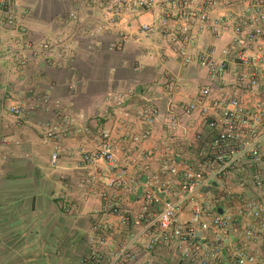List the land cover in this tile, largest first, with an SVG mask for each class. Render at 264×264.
Here are the masks:
<instances>
[{
	"label": "crops",
	"instance_id": "1",
	"mask_svg": "<svg viewBox=\"0 0 264 264\" xmlns=\"http://www.w3.org/2000/svg\"><path fill=\"white\" fill-rule=\"evenodd\" d=\"M14 1L22 12L23 39L58 38L66 49L59 58H36L17 69L8 52L11 32L0 11V264H83L95 221L108 222L107 253L126 241L133 228L102 210L98 194L106 172L100 163L93 189L87 193L78 187L90 172L81 152L96 148L105 132L110 135L115 161L127 169L122 184L110 193L132 220L140 210L142 180L158 176L151 189L168 199L165 165L174 158L181 168L194 166L208 151L212 131L205 121L181 115V127L172 132L162 121L166 109L174 103L181 114L202 85L217 88L218 82L198 62L185 64L158 33L133 28L116 48L115 35L102 28L103 0ZM229 8L235 5L225 2L222 9ZM232 37L231 31L219 36L206 31L191 48L220 58ZM118 94L124 98L121 106L115 102ZM15 102L23 110L18 117L9 112ZM151 105L160 115L149 124L137 112ZM52 125L55 135L47 137ZM145 130L146 139L131 141ZM199 133L203 139L196 138ZM127 186L135 192L128 193ZM188 217L186 207L181 219ZM150 262L189 264L163 246L152 252Z\"/></svg>",
	"mask_w": 264,
	"mask_h": 264
},
{
	"label": "built area",
	"instance_id": "2",
	"mask_svg": "<svg viewBox=\"0 0 264 264\" xmlns=\"http://www.w3.org/2000/svg\"><path fill=\"white\" fill-rule=\"evenodd\" d=\"M225 2L235 8L224 11ZM103 3L102 28L115 35L116 48L122 47L133 28L144 34L158 33L159 41L185 64L196 61L207 68L218 87L202 85L181 107V114L174 103L166 109L162 121L172 132L181 127V115L204 120L212 131L208 151L194 166L185 164L181 168L174 158L165 165L169 177L163 185L170 195L168 199L151 189L152 183L160 181L158 176L142 180V202L132 220L110 193L127 174V169L115 161L110 135L105 132L96 148L81 152L80 160L90 172L78 187L87 193L93 189L99 177L96 165L100 163L106 172L104 187L98 194L104 201L102 210L133 228L126 241L107 253L108 222L95 221L87 236L83 264H151L152 252L161 246L189 264H264V0ZM0 11L11 32L8 52L17 69L33 59L59 58L64 53L62 39L34 42L22 38V12L14 0H0ZM146 14L149 17L143 19ZM70 15L76 19L74 11ZM206 31L217 36L226 31L233 33L229 45L222 49L223 57L191 48ZM123 100L118 94L116 105L121 106ZM22 111L16 102L9 106V112L17 117ZM137 115L152 124L160 112L151 105ZM55 128H47L46 136L53 137ZM148 136L149 130H145L130 138L137 143ZM196 138L203 139L200 133ZM57 155L52 154L53 162ZM126 191L134 193L135 188L127 186ZM186 207L189 217L182 220Z\"/></svg>",
	"mask_w": 264,
	"mask_h": 264
},
{
	"label": "rangeland",
	"instance_id": "3",
	"mask_svg": "<svg viewBox=\"0 0 264 264\" xmlns=\"http://www.w3.org/2000/svg\"><path fill=\"white\" fill-rule=\"evenodd\" d=\"M86 0H82V3L85 2Z\"/></svg>",
	"mask_w": 264,
	"mask_h": 264
}]
</instances>
